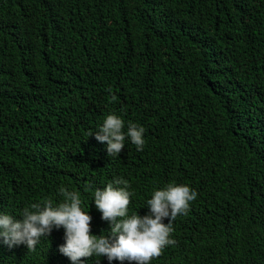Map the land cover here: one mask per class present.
<instances>
[{"label":"trees","instance_id":"obj_1","mask_svg":"<svg viewBox=\"0 0 264 264\" xmlns=\"http://www.w3.org/2000/svg\"><path fill=\"white\" fill-rule=\"evenodd\" d=\"M109 114L145 129L143 151L89 136ZM116 177L129 215L169 183L197 193L151 264H264V0H0V213L63 186L109 236L93 199ZM64 243L0 240V264H71Z\"/></svg>","mask_w":264,"mask_h":264},{"label":"clouds","instance_id":"obj_2","mask_svg":"<svg viewBox=\"0 0 264 264\" xmlns=\"http://www.w3.org/2000/svg\"><path fill=\"white\" fill-rule=\"evenodd\" d=\"M144 132L142 126L131 121L125 131V121L116 114H109L102 126L89 136L94 135L98 142L106 143L108 155L116 157L124 149L126 138H130L138 151H143ZM129 188L127 180L116 177L105 188L94 191L95 207L102 214L101 219L109 223V236L98 237L91 233L92 217L83 211L80 193L61 186L63 200L60 203L51 199L31 203L23 209L22 219L0 213V240L9 249L25 245L29 251H34L42 237H48L54 228H63L65 243L58 251L71 264L93 256H104L109 262L116 260L120 264L125 261L151 264L166 247L176 244L171 238L173 221L178 215L187 214L197 193L187 185L169 183L153 192L147 200L149 212L141 217L137 213L129 215L133 195Z\"/></svg>","mask_w":264,"mask_h":264}]
</instances>
